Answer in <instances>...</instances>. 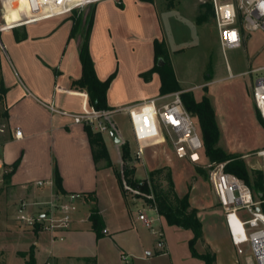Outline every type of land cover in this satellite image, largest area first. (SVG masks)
Returning <instances> with one entry per match:
<instances>
[{
  "label": "crops",
  "instance_id": "0c3cea01",
  "mask_svg": "<svg viewBox=\"0 0 264 264\" xmlns=\"http://www.w3.org/2000/svg\"><path fill=\"white\" fill-rule=\"evenodd\" d=\"M193 11L197 19V4ZM18 18L17 10L6 13V22L0 16V27H6L0 31V92L1 84L6 89L0 105V264H26L30 251L36 264L142 263L147 250L137 225L143 224L124 211L122 191L116 198L107 197L106 185L117 179L111 168L95 164L88 127L74 124L71 118L93 111L87 94L72 86L82 76L79 33L71 36L73 27L63 23L62 17L13 26ZM156 40L164 42L156 0H97L89 53L99 80L115 75L107 92L112 110L159 95V76L153 75L149 83L142 78L154 65ZM17 130L23 133L20 139L15 137ZM109 133L116 139V133ZM174 182L178 196H185ZM68 194L83 198L70 230L61 234L63 241L19 221L23 203L28 214L42 215L51 203ZM190 203L198 210L203 240L215 255V264H255L249 249L238 254L226 222L222 236L233 252L221 255L205 235L193 193ZM93 206L105 224L101 238L89 220ZM146 253V260H151L152 253ZM187 256L195 259L190 251Z\"/></svg>",
  "mask_w": 264,
  "mask_h": 264
},
{
  "label": "rangeland",
  "instance_id": "374dc122",
  "mask_svg": "<svg viewBox=\"0 0 264 264\" xmlns=\"http://www.w3.org/2000/svg\"><path fill=\"white\" fill-rule=\"evenodd\" d=\"M116 1L119 2V0ZM231 1L238 3V0ZM96 3L97 0H90L89 4L78 13L85 16ZM156 4L162 35L179 87L183 92H191L197 101L204 96L210 99L221 133L218 147L226 153L241 155L249 172L262 171V162L257 154L264 148V120L256 109L253 88L257 79L264 77V69H262L264 68V30L245 31L241 47L223 52L210 0H156ZM196 4L199 10L197 19L193 11ZM171 6L174 8H170ZM70 15L72 14L55 18L62 17L63 23L68 22L74 27L72 18H68ZM200 17L201 21L198 19ZM2 23L0 20V25ZM77 36L80 43V34ZM164 66L165 60L155 56L154 65L150 69H154V72L148 80L142 77L143 80L149 83L156 74L161 84L160 69ZM175 93L178 92H160L156 98ZM129 106L133 105L121 107ZM113 120L117 124L116 139L110 133H104L103 136L112 158L111 162H114L111 168L114 175L115 171H120L123 166L122 146L129 143L130 160L126 163L135 167V178L143 181L153 170L160 168L170 170L177 182L178 192L182 195L193 193L194 202L201 208L200 219L205 227V235L212 241L213 247L221 251V255L228 256L232 253L231 244L222 236L227 229L225 218L210 181L211 171L215 167H210L204 149L202 162L196 165L189 163L186 159L178 158L170 145L145 146L143 159L136 161L135 152L138 144L128 115L123 112L117 113L113 116ZM195 123L199 131L196 118ZM117 139L121 144H117ZM100 164L106 166L104 162ZM222 164L225 169L226 163ZM106 186L108 188L105 193L109 198L112 195V198H116V193L122 191L125 195L122 196L125 201L124 211L131 218H137L139 209L146 207L143 200L133 198L134 195L130 191L126 194L124 190H121L115 178H112ZM163 186L165 187L166 183H163ZM148 215L150 218L159 219L153 227L155 230L162 229L165 248L161 250L157 247V237L153 236L148 228L141 224L137 225L143 236L146 252L152 253V259L146 260L147 253L143 251V262L140 264H203L200 260L187 256L189 253L187 243L193 236L190 230L169 226L162 216L158 217L154 212H148ZM112 218L115 217L112 216ZM196 249L199 253L211 252L204 240L197 243ZM245 249H248V246ZM164 253L166 255H163Z\"/></svg>",
  "mask_w": 264,
  "mask_h": 264
},
{
  "label": "built area",
  "instance_id": "2783aa9c",
  "mask_svg": "<svg viewBox=\"0 0 264 264\" xmlns=\"http://www.w3.org/2000/svg\"><path fill=\"white\" fill-rule=\"evenodd\" d=\"M90 0H0L1 18L6 22V13L17 10L19 21L13 26L28 25L58 16L72 14L89 4ZM213 7L214 21L223 52L241 47L243 34L238 28V15L243 17L245 31L264 30V0H210ZM24 8H20L21 4ZM6 27H0L5 31ZM264 69V68H262ZM253 100L256 109L264 120V77L258 78L253 88ZM126 113L130 119L135 140L138 144L135 160L143 159L144 148L148 145H170L180 159L191 164L202 162L203 143L192 115L185 109L181 92L148 100L139 105L121 107L108 111H92L71 115L74 124L91 128L95 133H117L113 116ZM22 131L17 130L15 137L22 138ZM264 173V148L258 152ZM215 167L210 174V181L218 201L225 214L229 235L238 254H245L248 246L255 264H264V211L262 202L252 189L241 179L225 171L224 164H211ZM42 185V183H38ZM125 189L133 195L139 192ZM81 194H68L51 203L42 215H30L26 204L18 211V219L30 229H39L53 238L63 241L61 234L70 230L73 217L78 211ZM148 198H152L149 196ZM146 205V204H145ZM148 212L160 215L155 208L147 206L138 211V220L157 237V247L165 248L164 233L161 228L154 229L159 219L150 218ZM244 213L243 215L240 213ZM124 260H126L123 257ZM49 264V263H46Z\"/></svg>",
  "mask_w": 264,
  "mask_h": 264
},
{
  "label": "trees",
  "instance_id": "16d2710c",
  "mask_svg": "<svg viewBox=\"0 0 264 264\" xmlns=\"http://www.w3.org/2000/svg\"><path fill=\"white\" fill-rule=\"evenodd\" d=\"M140 1L152 2L153 0ZM94 15L95 7L90 9L89 13L85 16L78 13V11H74L70 17L74 23L71 36H75L76 32L80 34L78 53L82 64V76L80 79L73 81L72 86L87 94L89 105L93 111H108L112 109L108 105L107 92L115 75L110 76L105 81H101L97 77L89 53V39ZM212 15L214 17L213 7ZM198 19L201 21V17ZM237 25L240 32L244 34L245 29L241 14L238 15ZM25 37L26 34L23 33L22 38ZM154 49L155 56L157 58L162 57L165 60V66L160 69V92H181V99L185 109L192 115L194 121L195 118L197 120L205 157H207L211 164L226 163L225 171L235 175L252 189L255 196L262 202V209L264 211V173L262 171L249 172L241 155L226 153L218 147L221 133L216 119V112L210 99L204 96L200 101H197L191 92H183L173 71L165 43L155 41ZM153 72L154 69L143 74L142 77L148 80ZM5 93L6 89L1 84L0 105L4 100ZM87 131L95 164L104 162L107 168H112L113 165L103 135L93 132L89 127ZM129 160L130 147L128 144H124L122 146L123 166L120 171H115L120 189L124 190L127 194L126 185L130 189L139 192L133 198L141 199L147 206L155 208L169 226H177L190 230L193 234L188 242L191 256L200 260L203 264H215L216 257L214 254L211 252L199 253L196 249L197 243L203 240V225L198 218V210L191 206L189 193L183 197L178 196L171 171L167 168L156 169L151 171L143 181H138L135 178V167L126 163ZM163 183H166L165 187ZM149 196L152 198H148ZM89 220L97 238L103 237L105 224L96 206L91 208ZM26 264H36L32 251L28 254Z\"/></svg>",
  "mask_w": 264,
  "mask_h": 264
},
{
  "label": "water",
  "instance_id": "95a60500",
  "mask_svg": "<svg viewBox=\"0 0 264 264\" xmlns=\"http://www.w3.org/2000/svg\"><path fill=\"white\" fill-rule=\"evenodd\" d=\"M162 64H163V63H161V65H162ZM116 142H117V143H119V142H120V140H118V139H117V140H116Z\"/></svg>",
  "mask_w": 264,
  "mask_h": 264
}]
</instances>
